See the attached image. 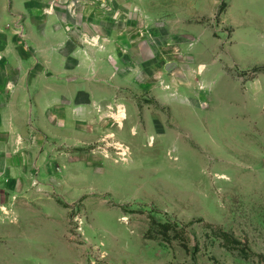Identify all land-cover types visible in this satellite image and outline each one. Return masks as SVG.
<instances>
[{"label": "rangeland", "instance_id": "374dc122", "mask_svg": "<svg viewBox=\"0 0 264 264\" xmlns=\"http://www.w3.org/2000/svg\"><path fill=\"white\" fill-rule=\"evenodd\" d=\"M81 1L105 49L144 47L140 20L108 40L128 0ZM152 1L151 64L0 187V264H264V0Z\"/></svg>", "mask_w": 264, "mask_h": 264}, {"label": "crops", "instance_id": "0c3cea01", "mask_svg": "<svg viewBox=\"0 0 264 264\" xmlns=\"http://www.w3.org/2000/svg\"><path fill=\"white\" fill-rule=\"evenodd\" d=\"M128 2H118V16L128 15L108 40L119 41L126 32L127 41H135L137 32L130 30L140 20L145 43L126 50L105 49L103 27L93 24L86 1L0 0V187L8 193L32 182L38 165L48 160L45 146L52 138H70L78 123L97 118L105 103L98 90L107 81L120 83L124 57L133 67L151 64L152 32L145 27L154 2ZM94 41L97 47L90 48Z\"/></svg>", "mask_w": 264, "mask_h": 264}, {"label": "trees", "instance_id": "16d2710c", "mask_svg": "<svg viewBox=\"0 0 264 264\" xmlns=\"http://www.w3.org/2000/svg\"><path fill=\"white\" fill-rule=\"evenodd\" d=\"M161 226H162V227H163V226H166V224H163V225H161Z\"/></svg>", "mask_w": 264, "mask_h": 264}]
</instances>
